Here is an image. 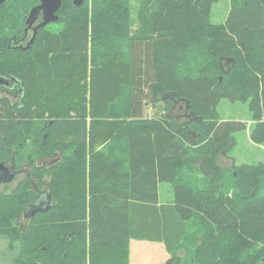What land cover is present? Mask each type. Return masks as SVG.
Wrapping results in <instances>:
<instances>
[{"label":"trees","instance_id":"1","mask_svg":"<svg viewBox=\"0 0 264 264\" xmlns=\"http://www.w3.org/2000/svg\"><path fill=\"white\" fill-rule=\"evenodd\" d=\"M83 1L62 0L29 49L14 41L41 0L0 3V164L27 171L0 192L10 259L130 264L136 239L164 244L160 264H259L264 162L218 178L234 133L264 143V0H233L222 22L220 0H139L135 18L130 0ZM222 99L251 122L223 120ZM39 195L48 208L23 223Z\"/></svg>","mask_w":264,"mask_h":264},{"label":"rangeland","instance_id":"2","mask_svg":"<svg viewBox=\"0 0 264 264\" xmlns=\"http://www.w3.org/2000/svg\"><path fill=\"white\" fill-rule=\"evenodd\" d=\"M233 0H220L217 4L214 5L212 11V19L215 22H222L225 20L230 6H232ZM139 3V0H130V5L132 7V18H135V9ZM136 24L134 25V27ZM0 97H2V92H0ZM218 111L223 120H242L246 122H251V112L247 103L242 102H231L228 99H222ZM153 114V110L149 112V115ZM250 124V123H249ZM257 144V145H255ZM230 157L235 158V163L231 164L232 166L227 167L229 169L225 170L223 174L220 175L218 180L226 181L225 178L235 171V166L240 163L247 162L256 164L258 162H264V143H254L249 138L247 130H242L234 133V139H232L231 146L227 150ZM226 151V152H227ZM185 172L183 173L186 177H190L192 181L194 179H200L203 182V177L201 174L191 168L185 167ZM5 174V173H4ZM7 175V174H5ZM22 175V174H21ZM13 176V175H12ZM11 177V176H10ZM7 177L5 179H9ZM14 179V177H11ZM9 179L6 182H12L13 179ZM0 182H2L0 180ZM226 185L227 184H224ZM169 184L161 183L160 184V200L165 202L170 199V193L168 192ZM1 190V189H0ZM5 192H10L11 189H4ZM193 228L198 227V225L193 224ZM201 239V234L193 235V238L199 237ZM8 243L5 239L0 238V264H14L13 259H10V252L7 250ZM186 252V250H184ZM130 264H160L167 260L168 252L163 243L152 242L146 240H131L130 243ZM259 264H264V260L260 261Z\"/></svg>","mask_w":264,"mask_h":264},{"label":"flooded vegetation","instance_id":"3","mask_svg":"<svg viewBox=\"0 0 264 264\" xmlns=\"http://www.w3.org/2000/svg\"><path fill=\"white\" fill-rule=\"evenodd\" d=\"M1 2H3V0H0V3ZM41 3V2H40ZM40 3H38V4H40ZM37 4V5H38ZM36 6V5H35ZM33 8V7H32ZM31 8V9H32ZM44 11H45V9H40L36 14H35V16H34V22L31 24V26H29L28 27V24H27V19H28V17H29V14H30V12H31V10H30V12H29V14L27 15V17H26V21H25V23H26V28H25V31H24V34H23V37H22V39L20 40V41H17V40H15L14 41V43H15V46L16 47H19V48H25L27 45H28V42L30 41V39L32 38V36H33V33H34V28L39 24V23H41L42 21H43V19H44V16H45V14H44ZM39 30V29H38ZM4 81L5 80H2V79H0V92H2V96L5 94L6 95V88H4V85H9L10 86V82L9 81H5V84H3L4 83ZM8 88H12L11 86L10 87H8ZM0 98H2V97H0ZM10 98H12L13 100H18V97H10ZM186 112H187V110H186ZM186 115H188L187 113H186ZM12 171V174H13V176L12 177H14V179L13 178H11V179H13L12 180V182H10V181H8V182H0V192H5V191H3L2 190V187L4 188V189H11V190H13L14 188H16L18 185H19V183L22 181V180H24L25 178H26V170H25V168L24 169H20V170H16V169H14V168H12L11 169ZM3 171L1 170L0 171V180H2V179H4V176H2L3 175ZM22 174V175H21ZM6 177V176H5ZM37 191L39 192V190L37 189ZM42 194V193H41ZM40 200H42V197H41V195H39V197H38ZM30 214H32V212L30 211V210H28V211H24L23 213H22V216L20 217V220L24 223V222H29V220H30Z\"/></svg>","mask_w":264,"mask_h":264},{"label":"water","instance_id":"4","mask_svg":"<svg viewBox=\"0 0 264 264\" xmlns=\"http://www.w3.org/2000/svg\"><path fill=\"white\" fill-rule=\"evenodd\" d=\"M84 1L83 0H74V3L77 6L82 5ZM62 5V0H41V3L34 6L31 9V12L29 14V17L27 19V24L28 27L31 26V24L34 22V16L35 14L40 10V9H45L44 11V19L41 23H39L35 28H34V33L32 38L30 39V41L28 42V45L25 48L22 49H29L31 47V45L33 44L38 29L46 26L49 23L55 22L59 19V16L57 15L58 10L60 9ZM2 164H0V171L2 170ZM3 171V170H2ZM39 197V196H38ZM42 200H40L39 198H37L32 204H30L28 207H26L25 211L30 210L32 212V214H30L29 216H34L36 213L46 210L47 204H50V200L45 198V196H41Z\"/></svg>","mask_w":264,"mask_h":264},{"label":"crops","instance_id":"5","mask_svg":"<svg viewBox=\"0 0 264 264\" xmlns=\"http://www.w3.org/2000/svg\"><path fill=\"white\" fill-rule=\"evenodd\" d=\"M247 132L249 134V129H247ZM249 138H250V136H249ZM255 145H257V144H255ZM235 160H236L235 158L229 156L228 151H227L225 154L221 155V157L219 159V163H220V165H222V167L224 169H229L227 167L232 166L231 164H234L235 163ZM168 258H169V254L167 255V259Z\"/></svg>","mask_w":264,"mask_h":264}]
</instances>
